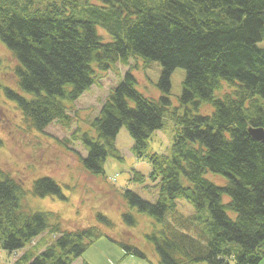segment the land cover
Returning <instances> with one entry per match:
<instances>
[{
  "label": "trees",
  "instance_id": "1",
  "mask_svg": "<svg viewBox=\"0 0 264 264\" xmlns=\"http://www.w3.org/2000/svg\"><path fill=\"white\" fill-rule=\"evenodd\" d=\"M263 38L264 0L0 4V41L13 52L23 91L5 93L26 133H42L54 123L68 127V104L97 82V73L126 66L130 59L161 63L158 99L141 95L128 71L90 122L93 133L73 135L86 153L84 170L103 176L107 159L121 160L115 140L122 127L140 159L169 112L175 125L170 155L149 156L150 179L159 187L156 202L129 190L122 193L130 209L152 220L145 241L157 254V264H259L264 258V144L248 133L250 127L264 130V48L257 46ZM176 68L185 71L182 114L169 111L170 76ZM204 105L210 110L202 114ZM3 144L0 138V149ZM211 174L223 183L207 179ZM133 181L142 183L144 176L136 172ZM29 194L66 199L50 177L25 189L23 178L0 167V248L14 254L23 250L14 264H73L103 236L100 227L68 230L57 214L32 210L25 201ZM178 197L198 211L206 207L209 226L194 223L196 217L175 216ZM122 218L127 227H136L131 211ZM96 219L113 229L106 216L98 213ZM109 239L126 254L148 257L126 238Z\"/></svg>",
  "mask_w": 264,
  "mask_h": 264
},
{
  "label": "rangeland",
  "instance_id": "2",
  "mask_svg": "<svg viewBox=\"0 0 264 264\" xmlns=\"http://www.w3.org/2000/svg\"><path fill=\"white\" fill-rule=\"evenodd\" d=\"M15 0H0V4L11 6ZM36 4L45 5L53 0H34ZM99 34L109 36L101 27ZM259 48H264V38L258 42ZM17 61L13 52L0 41V138L4 144L0 149V167L15 177L23 178V186L30 189L32 183L43 177H50L57 182L66 199L53 197H35L27 195L26 203L34 211L52 212L59 216L63 227L74 230L81 227L97 226L103 236L90 246L73 264H147L149 261L157 264L158 256L150 244L145 241V234L152 230V220L145 214L130 209L124 201L122 193L129 190L144 200L154 203L158 197V181L150 179L152 154L170 155L175 136L174 121L168 113L163 117V126L150 137L145 155L137 158L133 154L134 141L127 130L122 127L115 140V146L121 155V160L109 158L104 164V175L94 176L87 173L81 157L86 153L82 144L74 140L73 135L82 132L93 133L90 122L98 115L102 104L112 90L130 71L136 80V90L147 98L158 99L163 91L158 87L162 66L158 61H147L141 58L130 59L128 65L118 64L109 71L97 73V82L74 103L68 104L69 126L54 123L42 133L24 132L21 129L20 115L14 109L12 100L6 95L5 89L23 94L17 84ZM185 71L176 68L170 76L169 111L177 109L182 114L179 97L182 91V81ZM224 92V91H222ZM219 95H222L220 93ZM210 108H201L205 113ZM144 176V181H133L134 173ZM206 176L212 182L222 184V178L211 174ZM227 202L228 197H223ZM175 216L185 219L197 218L194 223L199 226H209L211 219L207 208L198 211L182 197L177 198ZM131 211L137 220L134 228L127 227L122 214ZM102 214L113 223V229L97 222V214ZM232 218L235 215L229 212ZM173 220V218H170ZM109 238L128 239L147 254L142 258L126 254L123 249ZM35 240L32 244H36ZM29 247V246H28ZM27 247V248H28ZM23 252L9 253L0 248V264H14L15 259ZM259 264H264V258Z\"/></svg>",
  "mask_w": 264,
  "mask_h": 264
},
{
  "label": "water",
  "instance_id": "3",
  "mask_svg": "<svg viewBox=\"0 0 264 264\" xmlns=\"http://www.w3.org/2000/svg\"><path fill=\"white\" fill-rule=\"evenodd\" d=\"M248 133L253 140L264 144V130H263V128H261V127H250L248 129Z\"/></svg>",
  "mask_w": 264,
  "mask_h": 264
}]
</instances>
